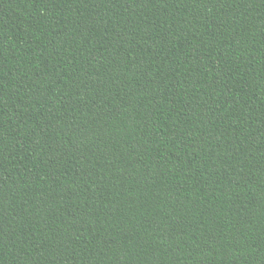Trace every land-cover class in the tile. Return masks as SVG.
Segmentation results:
<instances>
[{
  "label": "trees",
  "instance_id": "trees-1",
  "mask_svg": "<svg viewBox=\"0 0 264 264\" xmlns=\"http://www.w3.org/2000/svg\"><path fill=\"white\" fill-rule=\"evenodd\" d=\"M0 264H264V0H0Z\"/></svg>",
  "mask_w": 264,
  "mask_h": 264
}]
</instances>
